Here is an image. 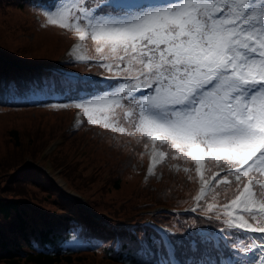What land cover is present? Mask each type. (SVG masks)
<instances>
[{
    "label": "trees",
    "instance_id": "16d2710c",
    "mask_svg": "<svg viewBox=\"0 0 264 264\" xmlns=\"http://www.w3.org/2000/svg\"><path fill=\"white\" fill-rule=\"evenodd\" d=\"M96 2L88 0L92 5ZM63 3L64 0H0L1 12L5 15L0 18V49L11 50L13 56L24 54L15 41L37 39L32 34L30 37L20 34L30 29L28 16L12 19L8 15L10 10H27L33 5L46 12ZM140 5L115 7L109 0L102 14L122 15ZM55 33L62 40L54 49L51 48L47 59L38 61L30 54L25 59L35 63H54L76 38L75 33L62 31L56 26ZM6 37L14 41L7 43ZM85 41L96 57L91 39ZM16 60L20 58L16 57ZM78 64L80 66L75 69L80 71L110 74L99 67L97 60ZM0 70L4 74L0 79L2 108L12 104H17L21 110L51 107L53 104L70 106V110L58 113L59 119L48 126L43 124L42 118L35 117L31 118L30 125L7 130L11 143L9 148L13 150L12 154H16L10 158L11 151L6 149L0 157V264H172L160 232L147 222L148 217L175 228L171 240L181 264H227L224 252L213 245L210 234L212 227L223 225L221 221L182 211L149 210L158 204L181 209L193 199L197 176L192 162L173 159L175 154L163 146L162 150L167 153L165 159L156 164L153 174L140 182L147 155L144 144L150 143L146 137L139 133L135 136L113 133L101 126L89 125L84 116L76 130H65L75 116L76 103L111 92L117 80L101 83L77 79L71 82L54 69L19 68L1 62ZM34 122L37 124L33 126ZM120 122L126 126L122 114ZM65 132L67 136L47 160L55 168L62 167L60 174L68 187L86 198L92 212L57 185L43 169L28 166L14 171L26 157L40 163L46 144ZM84 138L88 139V146L80 150L79 145ZM6 158L10 159L5 162ZM172 163L177 167H171ZM205 163L206 176L216 163ZM185 168L189 171L185 172ZM232 179V187L215 185L207 195V202L211 203L212 196L217 193L215 202L223 203L231 198L234 193ZM124 184L128 186L126 190ZM93 214H98L99 218ZM225 231L229 242L236 247V251L232 245L224 249L225 254L235 256L232 264H253L254 259L247 260L242 251L249 241L247 234L235 229L225 228ZM232 231L240 234L237 242L233 241ZM191 238L195 239V250L190 243ZM256 258H259L258 253Z\"/></svg>",
    "mask_w": 264,
    "mask_h": 264
},
{
    "label": "snow or ice",
    "instance_id": "6c2138e0",
    "mask_svg": "<svg viewBox=\"0 0 264 264\" xmlns=\"http://www.w3.org/2000/svg\"><path fill=\"white\" fill-rule=\"evenodd\" d=\"M108 3L66 0L42 13L48 25L75 33L73 51L90 38L96 57L76 59H96L118 81L74 106L89 125L146 137L149 175L167 155L163 146L192 162L200 190L190 211L256 234L242 251L264 264V0H165L115 16L102 14ZM206 161L219 169L211 177ZM232 178L230 199L215 202L217 193L207 202L213 185L232 187Z\"/></svg>",
    "mask_w": 264,
    "mask_h": 264
},
{
    "label": "rangeland",
    "instance_id": "374dc122",
    "mask_svg": "<svg viewBox=\"0 0 264 264\" xmlns=\"http://www.w3.org/2000/svg\"><path fill=\"white\" fill-rule=\"evenodd\" d=\"M126 1H130V0H126ZM65 2L66 0H64V3ZM118 2L119 0H115V1L111 0L112 5H114L115 7H118L117 6L118 4L116 5V3ZM14 11H16L17 13H14ZM44 12L45 11H42L39 7L33 6V5L31 7H28L27 10H10L8 12V15L12 19L20 18L22 17V15L28 16V19L30 21V29L29 31H24L23 34L26 36L29 35V37L32 34V35H35L37 38L36 40L33 38H28V40L21 39L19 41H15V45L21 48L24 52V54L23 53L17 54V56L20 58V61H19L20 63H28L26 60H24L27 57V54L34 56V58L38 61H44L45 59H47L48 53L51 52V48L54 49L55 46L62 40L61 37L57 33H55V26H51L46 23L45 17L42 14ZM105 15H109V14H105ZM2 16H5V15L1 12V9H0V18ZM1 29L2 28L0 27V30ZM60 30L65 31L66 29H60ZM10 40L14 41L13 38L6 37L7 43ZM84 44L87 45V42L84 41L82 45L84 46ZM72 50L73 48H71V50L65 51L64 55L70 54ZM2 55L3 57L5 56L8 57L6 53H2ZM13 57L15 58V56ZM52 66L58 67L59 64L56 62V63H53ZM63 66L68 69L75 70L74 68L80 65L77 62L69 61V62H64ZM70 67H73V68H70ZM65 110H70V106L67 108H53L50 106H41L38 109H28V110H26L25 108L21 110L17 104H12L8 106V108H2L0 106V157L5 154L6 149L7 151H11L10 158L16 154L15 152L14 154H12L13 150L9 148V146L11 145L10 140L8 138L9 135L7 134V130L9 128H12V127L20 128L24 124L30 125L32 124L31 118H35V117H37V119L39 117L42 118L43 124L45 126H48L51 122L59 119L58 113L65 111ZM71 123L68 125V128H71ZM36 124L37 123L34 122L33 126ZM63 135L66 136L65 133ZM88 150L89 149H87L86 151ZM148 150L149 148L147 149V151ZM10 158H6L5 162L8 161ZM42 163H45L49 167V171L53 173V169L50 167V163L48 162L47 159H43ZM171 167L176 168L177 166L174 165V163H172ZM127 188L128 186L125 185V190ZM231 236L234 242H237L240 239V234L237 231L236 232L232 231ZM246 254H247L246 255L247 257H250L252 255V252H247Z\"/></svg>",
    "mask_w": 264,
    "mask_h": 264
},
{
    "label": "bare ground",
    "instance_id": "6f19581e",
    "mask_svg": "<svg viewBox=\"0 0 264 264\" xmlns=\"http://www.w3.org/2000/svg\"><path fill=\"white\" fill-rule=\"evenodd\" d=\"M128 173H130V172H128ZM130 175V174H129ZM130 178V177H129ZM129 182V181H128ZM127 184H129V183H127Z\"/></svg>",
    "mask_w": 264,
    "mask_h": 264
}]
</instances>
